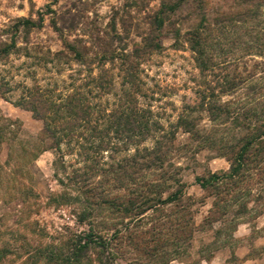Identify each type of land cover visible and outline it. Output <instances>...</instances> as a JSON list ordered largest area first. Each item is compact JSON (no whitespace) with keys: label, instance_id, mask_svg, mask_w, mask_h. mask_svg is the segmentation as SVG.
Listing matches in <instances>:
<instances>
[{"label":"rangeland","instance_id":"374dc122","mask_svg":"<svg viewBox=\"0 0 264 264\" xmlns=\"http://www.w3.org/2000/svg\"><path fill=\"white\" fill-rule=\"evenodd\" d=\"M241 1L0 0V47L14 39L19 48L7 54L0 52V248L11 249L0 258V264H44L34 260L36 247L45 242L57 244L87 230V225L77 219L83 205L93 208L95 228L105 237L113 229L112 221L120 228L102 261L98 262L96 253L88 251L84 264H264V217L255 216L264 209L261 171L247 170L243 181L231 187L229 194L220 189L215 194L213 187H201L196 176L226 171L228 161L217 154L215 147L194 139L180 128L175 131L173 149L163 166L147 168L138 181L149 186L173 173L184 184L182 195L148 209L142 218L131 220L128 229L111 212L97 208L89 200L92 197L83 194L73 200L79 190L78 183L67 179L74 173L86 172L94 197L104 192L109 197L121 198L126 190L116 187L109 173L94 174L97 167H110L133 153L135 147H151L163 130L172 127L170 124L176 121L185 104L198 101L199 71L184 37L175 43L174 29L183 33L202 17L210 25L207 35L210 49L216 54L213 59L229 61L230 71L239 72L244 78L239 98L233 105H248L254 100L250 85L255 84L258 90L264 91V55L247 48L251 39H263L264 16L245 17L242 12L247 5ZM162 3L174 10L167 11L162 26L157 27L154 16ZM39 14V26L16 28L17 17L39 21ZM147 40L158 42L160 47L147 51ZM65 41L81 50L84 63L74 59ZM56 51H62V55L54 57ZM125 56L132 61L133 85L124 80ZM213 71L219 69L216 67ZM98 74L102 86H96L91 80ZM34 85L56 103L79 91L83 100L97 111L94 119L100 125L105 124L112 108L121 101L128 103L125 91L129 90L138 112L156 128L137 144L126 143L125 138L113 139L114 144L108 150L89 152L93 155L91 159L76 144L61 143L60 150L51 148L49 139L36 150L42 120L30 110L15 105V101L27 94V88ZM195 115L198 125L211 135H230L227 127L211 123L205 112ZM79 130L86 136L91 132L76 129ZM23 149L34 154L25 156ZM164 181H168L169 187L162 195L176 187L172 181ZM27 187L36 196L22 202V192ZM233 191L240 199L260 196L253 208L241 213L239 219L246 224L227 228L223 221V224L213 222L211 228L202 227L213 201L221 204ZM237 203L231 204L228 219ZM183 220L189 221L186 230L176 231L175 222L181 225ZM218 227L220 232L216 235L214 230ZM188 231L190 234L186 236ZM23 241L28 242L31 257L23 251ZM153 246L157 247L155 254L151 253ZM239 255L255 260L243 261Z\"/></svg>","mask_w":264,"mask_h":264},{"label":"trees","instance_id":"16d2710c","mask_svg":"<svg viewBox=\"0 0 264 264\" xmlns=\"http://www.w3.org/2000/svg\"><path fill=\"white\" fill-rule=\"evenodd\" d=\"M240 3L247 5L245 12H242L245 17H256L261 14L264 16V0H242ZM173 8L171 5L162 3L154 16L157 27L162 26L166 12L173 11ZM38 19L39 21H35L28 17H17L15 26L16 28L19 26L26 28L39 26L41 14L38 15ZM51 21L53 26H56L54 21ZM208 28H210V25L202 17L196 25L186 29L183 33H180L178 29L173 31L176 44L180 41V37H184L198 68L199 79L196 88L198 101L191 105L185 104L176 121L170 124L172 127L168 130L162 128L163 131L155 138L151 147H135L133 153L118 159L110 167H97L94 174L103 173L106 175L109 173L116 184L115 186L126 190L125 193L121 194V198L109 197L104 192H99L97 197H94L92 189L88 187L89 176L86 172H83L74 173L72 177L67 178L69 181L78 183L76 188L79 190L73 200H78L83 194L86 197H92L88 199L91 202L93 201L97 208H103L111 212L112 215L119 218L120 222L125 223L124 228L128 229L130 221L142 218L148 209L156 208L160 204L170 203L179 198L182 195L184 184L173 173L167 174L161 182L149 186H147V182L138 181L139 176L146 172L147 168H161L163 166L168 159L167 156L173 149L172 143L175 131L178 128L187 132L194 139L215 147L217 154L224 156L228 161L229 165L226 171L221 173L210 172L204 176H196L195 180L201 187H213L215 194L220 192L219 189L230 193V188L240 184L247 170L253 168L261 171L262 176L260 179L262 178L264 181V91L258 90L255 84L250 85L248 87L249 92L253 91L251 97L254 100L248 105H233L234 101L239 98V91L244 84V78L241 77L239 72L230 71L228 68L230 66L229 61L225 59L215 61L213 59L216 54L212 53L209 46ZM251 40L247 48L254 50L257 55H264V37L261 41L256 38ZM64 44L74 53V59L79 63L85 62L83 53L78 47L68 41H65ZM159 47L158 42L147 40V51L156 50ZM18 49L14 39H11L9 43H5L0 47V52L7 54ZM53 55L56 58L60 57L62 51H56ZM129 59V56H125L123 59L125 62L123 76L126 82L133 85V65ZM98 60H102V58L98 57ZM216 67L219 71L215 72L213 69ZM91 80H94L96 86H102L100 74L93 76ZM1 86L0 83V91H2ZM27 89V94L15 101V105L30 110L34 117L42 120V129L37 137L40 143L36 150L42 148L43 145L41 144L44 143L45 139H49L48 146L51 148L60 150L61 143L67 146L76 144L77 148L84 150L85 157L91 159L93 155L89 152L108 150L112 146L111 144H114L113 139L125 138L126 143L137 144L146 137L148 132L156 128L150 125L147 118L138 112L135 103L130 99L132 94L129 90L125 91V95L129 99L128 103L121 101L119 106L112 108L106 115L105 124L100 125L94 119L97 111L88 101L83 100L82 93L79 91L68 94L64 101L56 103L47 99L37 85ZM260 92H262L261 95L256 97V94ZM222 96H226V98L222 99ZM201 111L205 112L211 123L216 126L227 127L230 130V135L215 137L206 131L205 127H200L195 113ZM77 128L90 129L91 132L86 136L82 131H76ZM114 148L116 147L114 146ZM22 152L25 156L27 153L34 154L27 149H23ZM164 174V172L161 173V175ZM58 180L63 183L61 177ZM164 180H170L176 184V187L167 192L166 195H162V193L165 188L169 187V183ZM22 193V202L27 197L36 196V193L29 187L25 188ZM63 195L64 193L60 194V199L63 198ZM259 197L257 194L254 198L240 199V195L233 191L230 197L221 204H218L216 200L213 201L212 209H209L208 214L203 218L202 227L208 225L211 228L213 222L223 224V221H226L224 227L235 228L239 222H242L239 219L241 213L253 208V204L258 202ZM250 201L252 205L248 206ZM235 202H238L237 208L234 209L231 213L232 216L228 219L226 216L229 213V208ZM92 210V207L83 205L81 210L77 212V219L87 225L86 231H83L82 234L68 236L57 244L45 242L39 245L34 250L35 262L41 261L44 264H84L88 251L96 253L98 262L102 261L104 252L110 248L114 238L118 237L120 228L116 226L115 221H112L113 229L105 237L95 228ZM260 213H264V209H260L255 216ZM124 219L126 221H123ZM187 222L189 221L183 220L181 225L175 222L176 231L177 229L185 231ZM143 232H147V230ZM219 232L220 227L214 230L216 235ZM189 234L188 231L186 236ZM127 235L129 236V234ZM23 243L21 244L23 251L27 253V257H31L28 242L23 241ZM156 248V246H153V252L151 253L155 254ZM10 250V248L5 250L0 248V258ZM173 251H176V249H173Z\"/></svg>","mask_w":264,"mask_h":264},{"label":"crops","instance_id":"0c3cea01","mask_svg":"<svg viewBox=\"0 0 264 264\" xmlns=\"http://www.w3.org/2000/svg\"><path fill=\"white\" fill-rule=\"evenodd\" d=\"M258 218H260V217H264V213H262V214H259V216H257ZM244 222H239L238 224L240 225H242ZM244 224H246V223H244ZM263 238H264V236H263ZM246 255V254H245ZM245 255H239L241 258H243V261H251V260H255V259H252V258H247Z\"/></svg>","mask_w":264,"mask_h":264}]
</instances>
